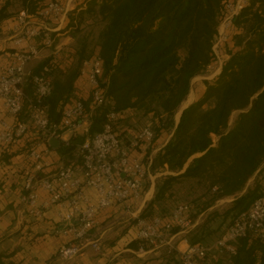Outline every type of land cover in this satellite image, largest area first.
Wrapping results in <instances>:
<instances>
[{
  "label": "trees",
  "instance_id": "1",
  "mask_svg": "<svg viewBox=\"0 0 264 264\" xmlns=\"http://www.w3.org/2000/svg\"><path fill=\"white\" fill-rule=\"evenodd\" d=\"M11 1L5 0L0 6V24L20 10L35 14L50 0H15L19 9L9 13ZM225 1L86 0L84 6L67 13L65 27L72 29L74 38L85 15L99 17L102 25L93 47L82 37L70 52L69 63L49 54L32 67V73L49 67L51 91L43 103L51 120L58 121L63 109L81 97L76 93V80L81 77L82 63L97 54L102 67L98 81L105 102L92 114L90 133L101 129L110 111L117 113L118 123L125 121L126 110L151 115L153 141L172 131L151 160L152 171L169 173L156 179L153 196L139 213L142 218L166 216L159 213V203L171 195L174 183L182 180L205 186L211 194L205 208L220 198L233 197L223 215H232L231 220L261 192L254 186L239 194L248 180L262 170L264 162V0H248L231 19L227 35L220 42L227 55L221 71L213 80H203L200 97L181 110L176 124L173 119L190 91L191 79L218 61L213 46L226 13ZM41 39L38 36L34 41ZM23 88L33 97L30 78ZM81 98L88 108L89 96ZM234 111L236 117L229 125ZM34 139L30 132L12 146L13 150L3 148V169L9 170L14 155L21 160V144ZM82 140L83 135L78 133L66 144L58 142L54 150L60 158L72 157ZM199 228L202 227L189 232L190 244L203 242L205 234L198 232ZM176 231L174 228L173 233ZM139 244L134 237L133 245ZM236 246L237 254L229 264H264V241L240 239ZM175 263L179 264V260Z\"/></svg>",
  "mask_w": 264,
  "mask_h": 264
},
{
  "label": "built area",
  "instance_id": "2",
  "mask_svg": "<svg viewBox=\"0 0 264 264\" xmlns=\"http://www.w3.org/2000/svg\"><path fill=\"white\" fill-rule=\"evenodd\" d=\"M247 1H225L221 27L229 29L231 19ZM67 13V8L58 0H50L35 14L20 10L7 29L14 46L19 48L10 51L8 60L0 65V100L4 114L0 117V152L18 145L30 132L35 138L29 144H21V162L8 165L9 170L21 174L19 199L34 218L55 209L54 232L67 238L56 251L62 259L75 257L87 245L99 249L98 216L116 204L122 205L125 214L133 217L135 237L140 241L139 252L144 245L172 248L173 229L177 228L175 233H183L194 225L188 215L191 204H177L166 216L156 215L151 219L139 216L140 207L133 210L150 176L151 157L147 156L144 161L142 153L153 142L152 123L129 131L128 126L117 122V113L110 111L100 130L89 131L93 112L105 102L98 81L102 67L97 54L82 63L80 76L88 84V108L79 97L63 109L58 121L47 116L43 100L51 91L49 67L43 66L38 73H32L28 64L45 57L42 53L46 49L53 48L51 54L56 55L59 47L55 37L65 30ZM38 36L42 37L41 41H34ZM27 78L31 80L34 98L23 88ZM78 133L83 135V140L75 148L74 159L66 164L54 162L49 140L56 138L66 144ZM240 239L264 241V187L213 241L173 250L178 253L179 264H216L218 260L229 264L230 258L237 254L236 243Z\"/></svg>",
  "mask_w": 264,
  "mask_h": 264
},
{
  "label": "crops",
  "instance_id": "3",
  "mask_svg": "<svg viewBox=\"0 0 264 264\" xmlns=\"http://www.w3.org/2000/svg\"><path fill=\"white\" fill-rule=\"evenodd\" d=\"M81 1L63 0L62 5H64L69 12L78 7L80 3L84 6L86 0L83 2ZM12 19L13 18L4 20L0 25L2 29L1 33L5 36L0 41V65L8 60V55L10 51L13 50L14 42L7 30L13 22L11 21ZM67 29L69 28L63 29L59 35H64ZM227 32L228 29L225 35H227ZM65 38L66 39L63 41L64 44L70 39L69 35H66ZM222 44L223 43H221V45ZM223 55L219 65V72L221 71L223 59L227 56L225 52ZM40 59L41 58H39V60ZM39 60L34 59L29 64L34 63L35 65ZM76 87V93L78 95L83 98L87 97L89 88L82 77H78L76 80ZM197 91H199L197 92V96L183 105L180 108V113L183 108L200 97L203 88L197 89ZM134 113H136L134 110H126L125 115L128 117L125 121L127 120L128 122L130 120V115ZM180 113L178 116L176 114V116L173 117L174 124L178 122ZM3 115V108L0 100V117ZM171 132L172 131L166 134L164 138H161L162 142L160 144L155 147H152L153 145L150 146L152 147L150 152L143 151L142 155L144 159L150 156L152 160L154 154L168 140ZM159 140L160 137L155 140V145ZM50 146L52 145L50 144ZM52 148L54 150L53 146ZM52 154L54 162L63 160V157L60 158L55 150ZM20 162L19 155L16 154L12 157V163L19 164ZM14 164H12V166ZM17 173L18 172L15 170H4L0 163V264H176L178 253L176 250H170L167 246L149 247L144 245L143 250L141 252L138 251L139 245H133L135 237L133 228H125L126 220H119V218L126 215L124 207L120 204H116L104 210L98 216L99 223L96 230L98 232L99 249L95 250L87 245L83 247L82 251L75 257L70 259L59 258L56 253L57 248L61 243L66 242L67 238L54 232L57 223L55 209L52 208L47 210L44 215L39 218L30 216L27 212L26 205L19 199L21 175L19 176ZM150 186V189L153 190V186ZM151 192L152 191H150L147 196L151 195ZM41 195H44V193L41 192ZM148 201L144 198L139 210H142ZM116 223L119 225H115ZM173 235L172 242H174V245L176 244V247L179 249L183 250L190 244L186 236L181 232L174 233ZM219 261L222 262L221 260Z\"/></svg>",
  "mask_w": 264,
  "mask_h": 264
},
{
  "label": "rangeland",
  "instance_id": "4",
  "mask_svg": "<svg viewBox=\"0 0 264 264\" xmlns=\"http://www.w3.org/2000/svg\"><path fill=\"white\" fill-rule=\"evenodd\" d=\"M80 1L81 0H79V2ZM83 1H81V2H83ZM4 2H5V0H0V6H2L4 4ZM17 9H19V2L15 1V0L11 1V3L7 6V12H9V13H15L17 11ZM83 18H84V20H83V23L81 24L80 29H78V31L74 32V35H75L74 38L71 36V34L73 33V32H71L72 29H67V32L64 35H58L55 37V42L59 47V49L55 55L56 59L58 61H61L63 63H69L71 61L69 59L70 54H71L70 52H72L73 48L77 47V44H79V41H81L80 38H82V37H86L88 39L87 42H88L90 48L93 47V44L95 43V40H96V35H97L102 23L99 20V17H97V16L90 17V16L85 15ZM1 30L2 29L0 28V41L5 37L1 33ZM225 31H226V28L221 27V25H219L218 34L216 36L215 44L213 46L214 52L217 56L218 61L216 63H214L213 65L208 66L207 70H205L203 73L198 74L191 79V88H190L189 92L193 93V97L197 96V92H199V91H197V89L204 88L203 80H205V79L213 80V78L218 74V72L220 70L219 65H220L221 60L224 56L223 53L225 52L224 47L220 46V42L222 40H224L223 35L226 34ZM66 35H69L70 39L66 44H64L63 41L66 39L65 38ZM225 37H226V35H225ZM52 50H53V48L46 49L42 54L47 56L48 54H51ZM183 53L184 52L181 51V54H183ZM33 66H34V63H31L28 65L29 68H32ZM186 98H187V96H186ZM182 106H183V103L180 104L177 111ZM177 111H176L174 117L176 116ZM236 114H237V111H234L231 114L230 119H229V125L232 124L233 120L236 117ZM149 122H151V115L143 117L141 112H136V113L130 115V120L128 122H127V120L121 121L120 124H122L123 126H128L129 131L130 130L134 131L135 129H138L141 126H143L144 124L149 123ZM164 137H162V138H164ZM154 142L155 141H153L151 144V146L153 145L152 147H155L158 144H160L162 142V139L160 138V140L156 142V145ZM152 147L146 148L145 151L150 152ZM11 149L13 150L14 148H11ZM73 156L74 155H72V157H69V158L64 157L62 160V163L66 164V163L71 162L74 159ZM145 160L146 159H144V161ZM2 166H4V165H2ZM262 166H263L262 170L258 173H255L248 180L246 187L239 194H242L248 187L251 188L254 186H258L259 189H262L264 187V162H263ZM149 173H150V176H148L146 178L145 183H144L145 185L142 189V196L134 204L133 210H137L139 207H141L142 200L144 198L147 201L150 200V198L153 196V193H154V185H155L156 179L159 178L161 175L167 174L169 172L168 171H162L160 169L158 171H152L151 164H150ZM150 185L153 186V190L150 189L151 188ZM150 191H152L151 195L147 196V194ZM210 196H211V194L207 192V190L203 184H198L194 180H184V181L182 180L180 182L174 183L173 188L171 189V195L168 196V198H166V200L164 202L159 203V210H160L159 213L169 214L171 212V210L177 204H180V203L191 204V206H193V208H192L193 213L191 215V220H192L194 225L189 231L186 232V230H185V231H183L182 234L184 236H186V238L188 240L190 237L189 232L191 230L196 231V228H198V226H201L202 228H199L198 232L201 231L205 234L204 240L202 243H208V242L213 241L215 238H217L221 234L223 229L226 227V225L230 222L232 215L231 216L229 215L228 217H223V215H224L225 210L230 206L231 200L233 199V197H223V198L216 200L208 208H205V203L209 200L208 198ZM148 197H150V198H148ZM198 209L200 211H198ZM195 210L197 211V213H194V212H196ZM139 212H141V210ZM132 218L133 217H131L129 214H126V215L122 216L121 218H119V220L120 221L126 220L125 221V228H127V229L133 228V232L135 234V228H134V225L132 223ZM115 225H119V224L116 223ZM120 225H122V224H120ZM171 243H172L173 247L169 248L167 246L169 249H171V250L179 249L178 247H176V244L174 245V242H171Z\"/></svg>",
  "mask_w": 264,
  "mask_h": 264
},
{
  "label": "bare ground",
  "instance_id": "5",
  "mask_svg": "<svg viewBox=\"0 0 264 264\" xmlns=\"http://www.w3.org/2000/svg\"><path fill=\"white\" fill-rule=\"evenodd\" d=\"M192 97H193V93L189 92L187 98L182 102L183 105L187 104L192 99ZM179 113H180V109L177 111V116Z\"/></svg>",
  "mask_w": 264,
  "mask_h": 264
},
{
  "label": "water",
  "instance_id": "6",
  "mask_svg": "<svg viewBox=\"0 0 264 264\" xmlns=\"http://www.w3.org/2000/svg\"><path fill=\"white\" fill-rule=\"evenodd\" d=\"M49 143L53 146L56 147L58 144V140L56 138H52L49 140Z\"/></svg>",
  "mask_w": 264,
  "mask_h": 264
}]
</instances>
